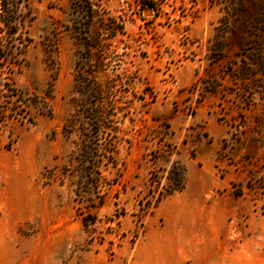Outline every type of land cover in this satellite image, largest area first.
Wrapping results in <instances>:
<instances>
[{
    "label": "rangeland",
    "instance_id": "1",
    "mask_svg": "<svg viewBox=\"0 0 264 264\" xmlns=\"http://www.w3.org/2000/svg\"><path fill=\"white\" fill-rule=\"evenodd\" d=\"M87 1L126 30L103 126ZM145 1L0 0V264H264V0Z\"/></svg>",
    "mask_w": 264,
    "mask_h": 264
},
{
    "label": "trees",
    "instance_id": "2",
    "mask_svg": "<svg viewBox=\"0 0 264 264\" xmlns=\"http://www.w3.org/2000/svg\"><path fill=\"white\" fill-rule=\"evenodd\" d=\"M97 7H94V6ZM145 7L155 8L153 1H145ZM3 8L5 6L3 5ZM86 17L87 19L77 27L80 29L79 33V43L84 45V48L79 52L76 71L77 79L85 77L86 89L94 97V101L90 107L92 112V118L99 126L107 125L109 122L115 121V119L121 120L118 112L122 108L117 105L115 100V108L113 111L109 112V96H107L106 90L110 89L103 86L97 78L98 73L106 69L113 59L119 54L117 49H112L111 40L116 37L117 34H126L124 23H117L116 20L110 19L106 20L100 13V5L94 2L87 1ZM94 24L98 27L94 29ZM113 69H118L120 64H113ZM130 80L127 84L130 86L132 84ZM111 91L115 88L112 87ZM132 111L129 109L126 113L122 114V119L129 117L133 122L134 119L130 116ZM183 183L178 182L176 187L167 190L166 194H170L173 191L181 190L183 188ZM165 194H162L159 199H161Z\"/></svg>",
    "mask_w": 264,
    "mask_h": 264
}]
</instances>
